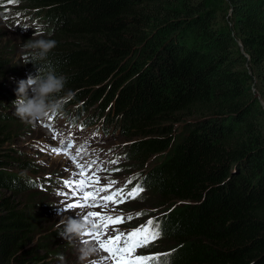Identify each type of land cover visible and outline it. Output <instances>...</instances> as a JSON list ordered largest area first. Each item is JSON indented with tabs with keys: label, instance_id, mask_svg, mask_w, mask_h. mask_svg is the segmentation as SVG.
Segmentation results:
<instances>
[{
	"label": "trees",
	"instance_id": "obj_1",
	"mask_svg": "<svg viewBox=\"0 0 264 264\" xmlns=\"http://www.w3.org/2000/svg\"><path fill=\"white\" fill-rule=\"evenodd\" d=\"M22 1L49 6L48 62L67 77L63 91L76 90L72 114L91 106L106 131L134 136L132 164L155 158L130 180L162 212L164 259L264 264V107L251 90L254 76L264 100V0ZM6 119L0 111V187L45 185L5 167ZM35 206L34 194L0 192V264H48L31 244Z\"/></svg>",
	"mask_w": 264,
	"mask_h": 264
},
{
	"label": "rangeland",
	"instance_id": "obj_2",
	"mask_svg": "<svg viewBox=\"0 0 264 264\" xmlns=\"http://www.w3.org/2000/svg\"><path fill=\"white\" fill-rule=\"evenodd\" d=\"M30 8H36L37 10H30ZM21 10L24 11L20 12ZM46 10L48 12V5L32 6L22 0H14V2L0 0V58L2 59L0 65V95L2 96L0 111L4 116L12 118L6 119L11 129L9 136L12 138L6 142L3 152H7L10 156L6 157L13 160V162H7L5 167L15 172L24 171V173H30L32 176L45 178L47 182L45 185L33 187V189L29 188L27 191L17 194L1 187L0 192H6L21 203L24 200L26 201L31 194H34L36 197L35 207L42 220L39 221L40 225H37L39 228L32 236L31 244L39 248L40 253H47L45 261L48 264H78L76 250L69 247L67 241L59 236L58 231L60 229L56 227L60 217L56 214L57 210L54 206L69 208L68 205L75 203L77 200V197L71 195L72 189L65 186L64 180L75 181L79 179V177L73 175V173L80 171L76 167V164L79 163L85 166L88 175L94 173L95 176L100 178V183L96 187L106 186L109 180H115L117 183L113 185L112 191L123 188L125 185H127L125 191H129L132 188L127 184L128 178L130 179L134 172H140L141 169L149 166L155 158L149 156L140 165H138L139 162L132 164V158L125 154H129L131 143L136 138L123 132L120 133L118 129L109 128L108 132L102 130L101 121L96 120L99 117L98 111L92 110V107L88 104L89 107L85 105L86 108L78 112L81 113L80 115H75L76 119L81 116L82 119L85 113H94V118L87 125H83L81 119L73 124L72 119L68 118L66 114H60L54 118H51L53 114H50L47 119L35 124L23 122L14 115L15 107L12 102L13 99H16L15 90L18 87V81L25 79L26 74L30 73V69L33 74L36 73L31 62L27 63L29 64L28 68L26 67L27 64L23 63L22 56L27 55V53L22 51L21 45L32 38L36 32L42 33L43 38L47 36L46 20L48 15ZM60 25V23L57 24L58 27ZM37 38L40 37L37 36ZM240 49L242 51L243 47L240 46ZM120 88L121 86L118 87V89ZM251 90L257 95L264 107V100L258 90L257 77L253 76ZM75 93L76 90L70 92L66 90L57 94L56 98L61 102V109L65 107L73 108L72 106L79 105L77 100L79 97L76 99L71 98ZM7 94L13 97L8 98L6 97ZM183 118L186 119L187 117ZM184 119H178L174 122V132L175 127L178 131L181 130V124H185ZM61 141L73 144L71 149H67V154L63 151L60 154L51 151L53 147H62ZM77 149H80L79 154H77ZM72 157H75V162ZM24 160L30 161L32 167L27 168L23 163ZM93 161H95L94 164ZM89 165H91L90 169L88 168ZM97 169L101 170L97 171ZM51 177L53 179L52 183H50ZM86 190L90 191L92 189L88 188ZM106 194L103 193L102 195ZM40 196L42 198L39 200ZM146 198L148 197L137 196L135 199H128L119 205L110 203L106 208H69L67 215L74 216L77 212L87 215L89 211H101L107 215L123 216L125 218L124 223L110 226L107 233L101 227L89 235V239L98 243L94 238L97 232L101 233V239H107L108 235H115L112 228L127 233L140 226L137 224L141 222L145 224L148 219H153L154 224L158 225L154 217L162 212L154 208ZM135 206L139 208H133ZM137 213H144V215L137 216ZM129 215L133 219L128 220ZM166 246V239L159 236L147 247L138 249L137 254H160L159 260L167 262L164 259V249L168 248ZM60 254L65 257L64 261L59 259ZM106 256L108 254L101 249L100 264H113L110 259H104ZM153 264H156V262H153Z\"/></svg>",
	"mask_w": 264,
	"mask_h": 264
},
{
	"label": "clouds",
	"instance_id": "obj_3",
	"mask_svg": "<svg viewBox=\"0 0 264 264\" xmlns=\"http://www.w3.org/2000/svg\"><path fill=\"white\" fill-rule=\"evenodd\" d=\"M56 46V40L43 38L40 32L34 33L32 38L21 45L22 51L27 53L22 56L23 63L31 62L38 66L35 74L27 73L25 79L18 81L15 90L16 99L12 102L15 107L14 115L23 122L35 124L61 110V102L56 96L64 90L67 77L58 74L48 62V55ZM54 207L60 217L56 223V227L60 229L58 234L67 241L69 247L76 250L78 264H100L101 248L97 242L88 238L97 231L93 220L79 212L74 216L67 215L70 210L67 207ZM59 259L65 260L63 254L59 255Z\"/></svg>",
	"mask_w": 264,
	"mask_h": 264
},
{
	"label": "snow or ice",
	"instance_id": "obj_4",
	"mask_svg": "<svg viewBox=\"0 0 264 264\" xmlns=\"http://www.w3.org/2000/svg\"><path fill=\"white\" fill-rule=\"evenodd\" d=\"M14 2V0H9ZM60 148L53 147L51 151L60 154L62 151L67 154V149H71L73 144L71 142L65 143L61 141ZM80 149H77L79 154ZM75 162V157H72ZM93 164L95 161L92 162ZM115 163V162H113ZM76 167L80 169L78 173H73L74 176L79 179L73 181L70 179L64 180L66 187L71 188V195L77 197V200L73 204H69V208H106L110 203L113 205H119L124 203L128 199H135L144 190L141 185H136L129 191H125V187L117 188L112 191L113 185L117 182L115 180H109L106 186L96 187L100 183L98 176L88 175L84 165L79 163ZM91 168V165L88 166ZM101 169H97L100 171ZM132 183L131 180L128 181ZM91 188L92 190H86ZM107 193L106 195H102ZM137 216L144 215V213H137ZM87 216L93 218L94 227L103 228L105 233L109 230L110 226L121 225L124 223L125 218L123 216H113L102 213L101 211H89ZM128 220L133 219L131 215L127 217ZM115 235H108L107 239H101V233L97 232L94 238L98 241L100 248L108 254L104 259H110L113 264H166V261L159 260L160 254L143 255L137 254V249L147 247L152 242L157 240L160 236L158 225L154 224L153 219H148L145 224L138 226L130 232L124 233L117 228H112Z\"/></svg>",
	"mask_w": 264,
	"mask_h": 264
},
{
	"label": "bare ground",
	"instance_id": "obj_5",
	"mask_svg": "<svg viewBox=\"0 0 264 264\" xmlns=\"http://www.w3.org/2000/svg\"><path fill=\"white\" fill-rule=\"evenodd\" d=\"M109 128H111V129H112V127H109V126H108V127H106V129H107V130H109ZM101 129H102V130H105V129L103 128V125H102V123H101ZM105 132H108V131H106V130H105ZM129 180H130V179L128 178V181H129ZM128 181H127V184H128V185H129L131 188L135 187V182H133V181L131 180V181H132V183H131V184H129V183H128ZM142 193H143V191H142V192L139 194V196H141V195H142Z\"/></svg>",
	"mask_w": 264,
	"mask_h": 264
}]
</instances>
